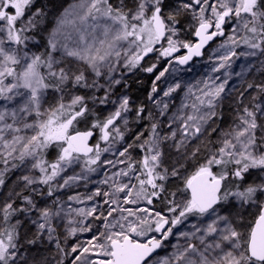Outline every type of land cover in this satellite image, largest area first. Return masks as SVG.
<instances>
[{
    "label": "snow or ice",
    "instance_id": "6c2138e0",
    "mask_svg": "<svg viewBox=\"0 0 264 264\" xmlns=\"http://www.w3.org/2000/svg\"><path fill=\"white\" fill-rule=\"evenodd\" d=\"M0 190V264H264V0H0Z\"/></svg>",
    "mask_w": 264,
    "mask_h": 264
},
{
    "label": "rangeland",
    "instance_id": "374dc122",
    "mask_svg": "<svg viewBox=\"0 0 264 264\" xmlns=\"http://www.w3.org/2000/svg\"><path fill=\"white\" fill-rule=\"evenodd\" d=\"M73 0H56V3L59 4H63L64 6H67L68 4L72 3ZM220 40H217L216 43L211 44V47H208L205 50L204 55L197 60H194L193 62H191L189 65L185 66V67H180L178 66L179 70L176 73H172L171 72V68L169 71V74H166V79L168 83H171L173 80V77L179 78L181 81H190V82H194L195 80H199V79H203L205 78L209 72L211 67L214 66V64L212 62L209 61L208 57L212 52V49L216 48L218 46V44L220 43ZM154 57H150V59H153ZM249 58H244L241 57L238 60H236L232 66L231 69H221V71L219 73H213L212 75H220L221 78H223V73L225 71H239L240 70V65L241 64H245L246 60H248ZM164 66H166V62L165 61H161L159 67L162 69ZM260 79L259 73H252L251 75L248 76V79ZM161 87H166L165 83H161ZM229 87H239V80L236 77H233L232 80L229 81ZM183 93L179 92V94L177 95V99H176V103H179V98L180 96H182ZM110 158V157H109ZM19 173L17 172L16 175H18ZM102 175V174H101ZM15 177H10L11 179H14ZM99 178H101L100 176H94L93 179L94 180H98ZM95 187V185L93 184H89L87 189L84 188V186L78 185L75 186L73 188H69V189H61L60 192L58 193V195H60L62 200H67V197L70 195H75L77 192L80 193H90L91 190H93ZM0 191H5V190H0ZM99 199V198H98ZM74 208H90L92 205V202H85L83 204H79L75 201L71 202ZM92 218H89V220H91ZM87 222V221H86ZM62 227L60 229L61 232L64 231L63 225L67 223V218L65 220L60 221ZM96 224V226H99V222H94ZM29 228L32 227V225H28ZM184 230V229H182ZM91 235H93V233H78L76 237H70L68 240V246L70 247L71 245H73L74 243L77 242V239H79L80 241L89 239L91 237ZM175 243V238H170L168 244L162 248L159 249L157 251L156 257L157 258H162L165 255L169 254L172 249H171V244ZM32 247V254L36 255L37 252L39 251V253L42 256L48 257L49 259L53 260V264H55V259H54V254H55V245L53 243H49L47 241L43 242L42 244H40L39 246H31ZM65 264H70V259L65 261Z\"/></svg>",
    "mask_w": 264,
    "mask_h": 264
},
{
    "label": "water",
    "instance_id": "95a60500",
    "mask_svg": "<svg viewBox=\"0 0 264 264\" xmlns=\"http://www.w3.org/2000/svg\"><path fill=\"white\" fill-rule=\"evenodd\" d=\"M207 48H208V47H206V49H207ZM200 58H201V57H194V58H193V61H194V60H197V59H200ZM193 61H190L189 64H190L191 62H193ZM189 64H188V65H189ZM185 66H187V65H185ZM185 66H180V67H185ZM157 251H158V250H157Z\"/></svg>",
    "mask_w": 264,
    "mask_h": 264
},
{
    "label": "flooded vegetation",
    "instance_id": "af4514ba",
    "mask_svg": "<svg viewBox=\"0 0 264 264\" xmlns=\"http://www.w3.org/2000/svg\"><path fill=\"white\" fill-rule=\"evenodd\" d=\"M181 54H183V53H181Z\"/></svg>",
    "mask_w": 264,
    "mask_h": 264
}]
</instances>
